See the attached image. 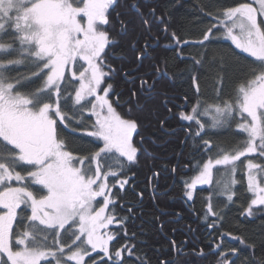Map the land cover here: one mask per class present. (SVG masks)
I'll return each instance as SVG.
<instances>
[{"label": "snow or ice", "instance_id": "6c2138e0", "mask_svg": "<svg viewBox=\"0 0 264 264\" xmlns=\"http://www.w3.org/2000/svg\"><path fill=\"white\" fill-rule=\"evenodd\" d=\"M120 7V0H0V264H152L135 242L137 234L129 233L134 208L121 215L120 201L147 143L142 129L152 124L142 123L141 97L153 98L156 81L152 73L135 76L114 61L122 65L116 50L130 28L140 29L129 49L142 64L158 26L168 33L170 25L139 0H129L127 12ZM200 10L210 18L200 38L170 33L182 60L185 46L194 49L183 69L194 89L190 111L187 95L174 110L162 92L163 115L154 108L148 116L162 129L170 120L187 122L181 143L190 139L200 159L184 181V196L193 201L198 185L210 186L203 220L215 230L221 213L214 197L234 203L241 164L250 193L243 215L264 212V0H209ZM214 39L232 47L210 59ZM206 64L215 71L211 89L202 91L198 73ZM21 65L25 73L18 71ZM230 70L236 78L226 94ZM118 76L131 85L123 103ZM233 125L243 135L227 146L217 143L216 134ZM78 131L91 140L77 146L69 133ZM137 195L142 200L143 193ZM223 236L239 241L248 254L224 250L222 242L212 249L216 264H264V249L258 253L255 242ZM171 245L175 256L157 264H183V248L175 240ZM194 254L204 257L203 249Z\"/></svg>", "mask_w": 264, "mask_h": 264}, {"label": "trees", "instance_id": "16d2710c", "mask_svg": "<svg viewBox=\"0 0 264 264\" xmlns=\"http://www.w3.org/2000/svg\"><path fill=\"white\" fill-rule=\"evenodd\" d=\"M219 2L233 5L237 0H219ZM128 3L129 0H120L121 7L118 10L127 12ZM139 3L145 11L149 7H155L158 14H163L170 27L169 32L164 33V25L158 26L159 37L149 42V48L142 64L137 63L136 53L129 49V42L140 31L139 28H130L128 36L120 39V48L116 50L117 57H124L122 65L120 60L114 61L117 67L122 66L125 71L133 73L135 76L152 73L150 80L155 79L156 81L155 91L152 93L153 98L145 101L144 97H141L142 103H146L142 123L147 120L152 121L151 126L142 129L147 143L139 154V162L133 165L131 171L128 172L132 178V184L128 186L127 193H121L123 199L120 203L125 207L121 209L120 214L126 215L129 205L134 208V213L131 214L128 221L129 233L134 231L137 234L135 242L148 253L152 264H157L158 258L172 259L175 256L171 245L172 240H175L183 248L184 254L179 257L183 264H216L218 253H213L212 249L216 244L222 242L224 250L231 246L240 249L242 256L248 254V250L243 248L239 241L231 240L229 236H223L221 239V233L224 232L255 242L259 253L264 249V212L254 209V217L249 218L243 215V210L248 206L250 199L243 164L240 165V171L237 173V179L240 182L234 189L237 192V195L234 196V203L229 204L222 196L214 197L213 203L217 211L221 213V218L218 220L215 230L209 229L203 217L210 186L198 185L193 201L187 200L184 196V181L193 177L195 174L193 171L194 162L200 159V153L196 151L190 139L186 140L184 144L181 143L186 139L181 124L187 122L170 120L162 129L155 123L154 117L148 116V111L154 108L159 111L160 115H163L164 110L159 108L160 93L162 92H166L171 98L169 106L174 110L186 103L184 97L187 95L188 110L190 111L194 89L190 77L183 72V69L189 54L193 53L194 49L185 46V59L182 60L175 51L177 46L171 40L170 33L173 30L176 31L181 39L200 38L201 30L210 19L200 10L201 4H209V0H139ZM130 14L134 15V13ZM143 45L144 40L141 38L139 46L143 47ZM230 47L232 46L229 42L223 39H214L208 48L209 58L211 59L217 52H226ZM157 68L160 69L159 74H156ZM18 71L25 73L27 69L21 65ZM214 71L215 69L209 64L199 69L202 91L211 89ZM15 74L14 72L13 75ZM235 78V73L230 70L229 76L225 80L226 94L231 91ZM116 83V91L123 92L121 98V103H123L128 98L127 90L131 85L127 83L126 79L122 80L120 76L116 78ZM69 135L75 137L77 146L91 140L90 137L84 136L79 131L69 133ZM242 135L236 131L233 125L231 129L220 130L214 139L217 143L227 146ZM244 159L242 158V160ZM174 165H178L175 173L172 172ZM156 171L159 172L158 178L153 177V172ZM140 192L143 193L142 200L137 195ZM214 219L216 218L208 217V221ZM120 243L122 240L114 242L116 246H119ZM200 249H203L204 257L194 254V250L199 251Z\"/></svg>", "mask_w": 264, "mask_h": 264}, {"label": "rangeland", "instance_id": "374dc122", "mask_svg": "<svg viewBox=\"0 0 264 264\" xmlns=\"http://www.w3.org/2000/svg\"><path fill=\"white\" fill-rule=\"evenodd\" d=\"M225 41V40H224ZM227 42H229L230 44H231V42L230 41H227ZM264 159V158H263Z\"/></svg>", "mask_w": 264, "mask_h": 264}]
</instances>
